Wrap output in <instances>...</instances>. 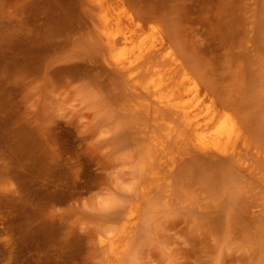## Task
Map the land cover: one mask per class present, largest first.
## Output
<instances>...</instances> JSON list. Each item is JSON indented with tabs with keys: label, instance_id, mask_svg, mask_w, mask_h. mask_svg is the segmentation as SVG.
<instances>
[{
	"label": "rangeland",
	"instance_id": "1",
	"mask_svg": "<svg viewBox=\"0 0 264 264\" xmlns=\"http://www.w3.org/2000/svg\"><path fill=\"white\" fill-rule=\"evenodd\" d=\"M125 1L250 149H196L106 64L90 0H0V264H110L118 235L122 264H264V0Z\"/></svg>",
	"mask_w": 264,
	"mask_h": 264
},
{
	"label": "bare ground",
	"instance_id": "2",
	"mask_svg": "<svg viewBox=\"0 0 264 264\" xmlns=\"http://www.w3.org/2000/svg\"><path fill=\"white\" fill-rule=\"evenodd\" d=\"M90 2L105 40L106 64L124 74L135 91L152 96L163 111L181 119L196 149L218 154L250 149L241 122L208 94L201 80L176 56L159 25L146 28L125 0ZM138 212V206L131 208L128 218L135 222ZM120 238L100 239L110 264H122L124 259L127 245Z\"/></svg>",
	"mask_w": 264,
	"mask_h": 264
}]
</instances>
